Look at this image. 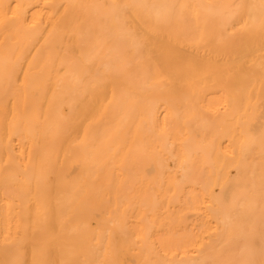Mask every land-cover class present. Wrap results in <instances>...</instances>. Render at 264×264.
Masks as SVG:
<instances>
[{
	"label": "bare ground",
	"instance_id": "6f19581e",
	"mask_svg": "<svg viewBox=\"0 0 264 264\" xmlns=\"http://www.w3.org/2000/svg\"><path fill=\"white\" fill-rule=\"evenodd\" d=\"M0 264H264V0H0Z\"/></svg>",
	"mask_w": 264,
	"mask_h": 264
}]
</instances>
